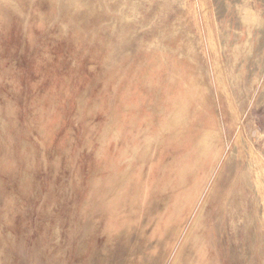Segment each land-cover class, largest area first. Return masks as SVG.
Masks as SVG:
<instances>
[{"label": "rangeland", "instance_id": "rangeland-1", "mask_svg": "<svg viewBox=\"0 0 264 264\" xmlns=\"http://www.w3.org/2000/svg\"><path fill=\"white\" fill-rule=\"evenodd\" d=\"M0 264H264V0H0Z\"/></svg>", "mask_w": 264, "mask_h": 264}]
</instances>
